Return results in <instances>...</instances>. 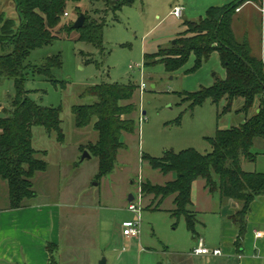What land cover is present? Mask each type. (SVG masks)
<instances>
[{"label":"rangeland","instance_id":"obj_1","mask_svg":"<svg viewBox=\"0 0 264 264\" xmlns=\"http://www.w3.org/2000/svg\"><path fill=\"white\" fill-rule=\"evenodd\" d=\"M154 2L135 0L133 4L123 5L114 11L102 0L69 3L67 15H63L60 23L51 30L52 40L33 49L26 59L30 67L26 69L23 88L28 96L37 105L60 109L62 140L57 139L54 130L48 132L40 125L31 128L32 146L45 151L38 156L46 161L47 169L32 179L35 196L26 200L47 199L71 205V208L65 209L63 221L73 236L68 239L66 237L69 236L63 234L59 249L53 250L58 264H66L72 255L83 259L84 253L99 256V260L104 257L106 264H117L116 260L123 252L125 255L134 254L138 245H129L120 238L121 223L136 218L127 208V196L132 194L134 203H137L139 181L150 180L161 184L168 179L167 174L153 169L142 155L160 157L165 150L177 152L189 147L206 153L211 150L206 137L214 136L218 128L237 126L243 120L244 113L237 111L243 104L242 98L235 99L226 113L222 112L224 99L218 102L207 99L195 106L181 100L178 93L194 90L199 70L187 72L191 56L173 72L163 69L160 63L144 66L142 46L145 31L156 21ZM81 13L104 21L100 46L80 39L79 31L71 27ZM0 14L12 19L16 25L19 23L12 0H0ZM170 45L166 44L162 51ZM55 57L59 58V65L50 68L51 77L33 73L34 67ZM137 64H142V70ZM209 65L205 77L223 78L221 69L209 71ZM101 82H131L137 88L132 98L124 101L134 105L133 111L126 115L134 120V130L121 132L120 140L124 147L119 149L110 173L99 178L98 158L86 146L97 139V132L92 124L83 127L75 125L72 106L90 103L91 96H81L83 89ZM141 82L146 84L142 91L138 88ZM15 92L14 81L0 77V117L9 113L10 99ZM250 151L256 156L257 167H261L264 164L262 138H255ZM85 152L88 157L84 156ZM255 160L246 159L243 164L253 162L255 167ZM7 204V184L0 178V206ZM84 204L87 216H84ZM141 205L139 238L142 245L159 248L166 245L169 250L174 249L175 241L186 236L184 217L177 219L170 216L165 210L169 200L164 201L159 209H145L146 200L142 196ZM84 219L89 222L87 227L84 226ZM174 222L177 224L172 225ZM86 228L87 235L84 234ZM63 229L67 231V228Z\"/></svg>","mask_w":264,"mask_h":264},{"label":"trees","instance_id":"obj_2","mask_svg":"<svg viewBox=\"0 0 264 264\" xmlns=\"http://www.w3.org/2000/svg\"><path fill=\"white\" fill-rule=\"evenodd\" d=\"M81 0H12L19 23L0 14V77L14 81L15 95L10 99L9 113L0 117V178L7 184L9 208L24 207L26 200L35 196L32 179L38 172L47 169L45 160L38 156L45 154L32 146V126H43L48 132H57V139H63L60 128V109L40 106L28 96L23 88L26 59L30 52L52 40L51 30L56 27L69 3ZM99 1V0H94ZM109 9H121L135 0H102ZM246 0H234L224 6L209 7L204 16L186 20L183 30L171 43L170 48L144 54V66L157 63L168 72L181 68L194 56L193 65L187 72L196 71L217 51L225 70L224 78L217 79L210 86H201L194 91L178 94L190 106L200 105L207 99L212 102L225 100L222 112L230 111L235 99L242 98L243 104L237 110L246 119L237 126L217 129L214 136L206 137L211 150L201 153L194 148L177 152L165 150L160 157L142 155L153 169L163 174L173 172L174 178L164 184L141 181V193L153 195L157 205L174 195V218L184 216L188 228L193 232L191 187L194 180L203 178L210 191L219 190L222 197L242 202L241 208L231 217L238 226L235 245L240 248L245 233V215L250 202L264 194V172L245 171L241 159L255 160L250 151L255 138L264 143V63L252 54L247 40L236 39L232 19L236 8ZM66 16V15H65ZM103 20L85 16L84 24L77 28L79 38L95 46L101 45ZM72 27V26H71ZM73 28V27H72ZM74 29V28H73ZM59 65V58H48L41 66L34 67L33 73L51 77L50 68ZM137 85L131 82H101L87 85L81 96H91L86 104L72 106L77 127L92 124L97 139L86 146L98 158L100 178L112 170L118 150L124 147L121 132H133L134 120L130 114L134 105L130 100ZM257 109V111H254ZM253 112L249 115V112ZM48 250L52 245L48 244Z\"/></svg>","mask_w":264,"mask_h":264},{"label":"crops","instance_id":"obj_3","mask_svg":"<svg viewBox=\"0 0 264 264\" xmlns=\"http://www.w3.org/2000/svg\"><path fill=\"white\" fill-rule=\"evenodd\" d=\"M232 1L234 0H155L152 4L156 5L153 7L156 21L145 31L142 46L143 58L145 53H153L158 48L172 43L185 30L186 20H196L204 16L209 7L224 6ZM174 6L182 7L179 17L171 13ZM232 29L236 39L247 40L252 54L261 58L264 63V0L242 2L233 15ZM190 58L192 66L194 56ZM208 65L211 68L209 71L214 70L213 68L221 69L224 78V67L218 52L214 51L196 72L198 74H196L192 89L197 90L201 86H210L215 82L213 76H204ZM252 113V111L249 112V115ZM245 119L244 115L242 122ZM245 160L246 158L241 159L243 170L264 172L263 163L261 167H257V160H255L254 167L253 162L243 164ZM167 175L168 179L164 183L174 178L172 173ZM130 196H132L131 200H129ZM142 196L146 200L145 209H159V206L166 200H169V205L165 210L169 214L174 208V195L164 198L157 206V199H154L153 195L143 194ZM134 200L135 197L128 194V204ZM241 205L242 202L239 200L222 197L218 189L210 191L205 185V180L197 178L192 183L191 204L189 205V210L193 214L194 231L188 228L183 216L186 236L175 241L176 245L172 250H169L166 245L161 248L159 246L144 247L139 238L140 233L137 237H128L121 232L122 241L138 246L137 251L132 255H125L123 252L116 263L163 264L165 260H169L171 264H264V194L256 196L250 202L245 215V233L240 248H237L234 242L238 234V226L231 217L241 208ZM85 206L84 204V216H87L88 211L85 210L87 208ZM68 208H71L70 204L47 199L29 202L24 207L16 209L9 208L8 204L0 206V264H58L54 259L53 250L59 249V244L64 238L63 234L69 236L66 237L68 239H71L72 235L69 226L64 225L63 221L65 209ZM176 224L174 222L172 225ZM88 225L89 222L84 219V226ZM122 225L123 223L121 227ZM63 228H67V231L65 232ZM86 232H88L87 228L84 233L87 235ZM200 243L210 250L219 248L221 253H194L193 250ZM48 244L52 245L51 250H48ZM99 258L91 253H84L83 259L72 255L66 264H97Z\"/></svg>","mask_w":264,"mask_h":264},{"label":"built area","instance_id":"obj_4","mask_svg":"<svg viewBox=\"0 0 264 264\" xmlns=\"http://www.w3.org/2000/svg\"><path fill=\"white\" fill-rule=\"evenodd\" d=\"M171 13L175 15L176 17H179L182 13V7L174 6L171 10ZM65 15H67V12L65 13ZM129 67L132 68V65H129ZM137 67L142 70V64H137ZM145 87H146V84L144 82H141L138 85V88L141 91L144 90ZM140 184H141V181H139V185H138V191H139L138 202L134 203L133 201L128 204V209L135 214L136 218L129 222H125L122 225V233L128 237H137L140 233L141 210H142L141 199L143 195L141 193ZM257 234H259V232ZM193 251L194 253H197V254H208V253L220 254L221 253V250L219 248L210 250L207 247H204L202 243H200V245L197 246Z\"/></svg>","mask_w":264,"mask_h":264},{"label":"water","instance_id":"obj_5","mask_svg":"<svg viewBox=\"0 0 264 264\" xmlns=\"http://www.w3.org/2000/svg\"><path fill=\"white\" fill-rule=\"evenodd\" d=\"M84 21H85V15L81 13V14L75 19V21L73 22L72 27L75 28V29L80 28V27L84 24ZM173 43H174V40H173ZM152 86H154V85L152 84ZM84 156H87V157H88L89 154L85 152V155H84ZM131 199H132V196L129 197V200H131ZM97 264H106V259H105L104 257H102V258L98 261ZM163 264H171V262H170L169 260H165V261L163 262Z\"/></svg>","mask_w":264,"mask_h":264}]
</instances>
